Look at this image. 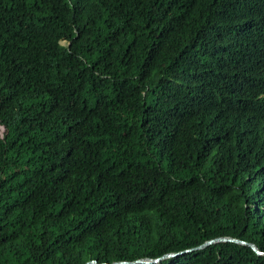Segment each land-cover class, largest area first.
Segmentation results:
<instances>
[{"label":"trees","instance_id":"trees-1","mask_svg":"<svg viewBox=\"0 0 264 264\" xmlns=\"http://www.w3.org/2000/svg\"><path fill=\"white\" fill-rule=\"evenodd\" d=\"M264 0H0V264H264Z\"/></svg>","mask_w":264,"mask_h":264},{"label":"water","instance_id":"water-1","mask_svg":"<svg viewBox=\"0 0 264 264\" xmlns=\"http://www.w3.org/2000/svg\"><path fill=\"white\" fill-rule=\"evenodd\" d=\"M225 242H232V243L241 244V245H248L258 255H260V256L264 255V253L262 251H260L254 244H250V243H247V242H244V241H241L239 239L232 238V237L215 238V239H212V240H209V241L205 242L204 244H202L198 248H195V249H192V250H187L185 252H191V251H194V250L204 249V248H206V247H208L210 245L217 244V243H225ZM182 253H184V252L171 253V254L164 255V256H162L160 258H156V259L146 258V259H139V260H136L134 262H114L112 264H157V263H160L161 261H163V260H165L167 258L177 257V256H179ZM86 264H99V263L97 261H92V262H87Z\"/></svg>","mask_w":264,"mask_h":264}]
</instances>
